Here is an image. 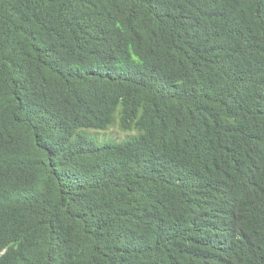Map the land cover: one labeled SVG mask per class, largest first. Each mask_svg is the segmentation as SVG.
<instances>
[{
	"label": "trees",
	"instance_id": "16d2710c",
	"mask_svg": "<svg viewBox=\"0 0 264 264\" xmlns=\"http://www.w3.org/2000/svg\"><path fill=\"white\" fill-rule=\"evenodd\" d=\"M0 264H264V0H0Z\"/></svg>",
	"mask_w": 264,
	"mask_h": 264
},
{
	"label": "rangeland",
	"instance_id": "374dc122",
	"mask_svg": "<svg viewBox=\"0 0 264 264\" xmlns=\"http://www.w3.org/2000/svg\"><path fill=\"white\" fill-rule=\"evenodd\" d=\"M80 135L86 139L92 147H104L120 144L137 137V132H121L119 128L112 126L108 131H82Z\"/></svg>",
	"mask_w": 264,
	"mask_h": 264
}]
</instances>
